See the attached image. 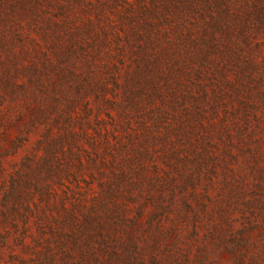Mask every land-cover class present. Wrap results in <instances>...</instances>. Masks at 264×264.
Listing matches in <instances>:
<instances>
[{"label": "rangeland", "instance_id": "1", "mask_svg": "<svg viewBox=\"0 0 264 264\" xmlns=\"http://www.w3.org/2000/svg\"><path fill=\"white\" fill-rule=\"evenodd\" d=\"M0 264H264V0H0Z\"/></svg>", "mask_w": 264, "mask_h": 264}]
</instances>
